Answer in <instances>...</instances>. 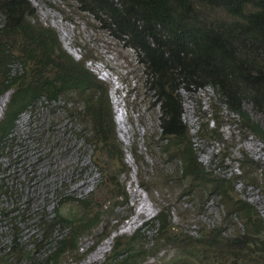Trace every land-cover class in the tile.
I'll return each mask as SVG.
<instances>
[{"label":"trees","instance_id":"16d2710c","mask_svg":"<svg viewBox=\"0 0 264 264\" xmlns=\"http://www.w3.org/2000/svg\"><path fill=\"white\" fill-rule=\"evenodd\" d=\"M74 1L80 12L94 16L112 36L134 49L144 67V84L160 109L156 152L166 158L175 156L179 162L175 179L158 176L154 182L174 188L179 181L188 183L170 203L157 200L143 180L145 158L131 145L139 186L158 210L132 233L115 236L101 264H142L147 256L155 259L149 264H264V219L248 200L234 195L237 183L264 192V169L241 150L237 173L221 175L202 164L182 117L181 97L182 91L193 95L209 87L215 101L237 121L242 135L250 133L264 144V126L259 123L264 120V0ZM91 58L69 54L56 30L38 20L29 0H0V97L9 94L0 115V198L12 203L19 198L18 190L4 181L3 171L6 164L15 162L14 149L24 139L35 140L46 156L48 151L62 153L57 148L60 135L73 136L81 162L75 160L72 165L74 160L65 149L57 155L65 173L71 174L78 164L82 169L86 156L97 165L92 155L98 153L116 166L115 174L99 173L95 186L82 196L68 191L69 183L63 180L55 184L53 205L39 213L37 238L30 246L17 240L11 221L15 218L0 207V222L9 223L7 233L11 234L6 237L9 243L0 248V264H58L73 249L79 248L80 255L86 252L78 241L84 232L101 225L96 239L94 234L97 244L116 229L119 216L110 202L111 197L126 194L116 185L127 166L115 131L108 85L87 67ZM25 113L29 119L21 127L18 120ZM218 119L213 109V124L198 128L195 134L221 139ZM40 122L42 130L33 131L32 126ZM145 139L146 153L153 156L147 134ZM63 155L67 156L61 159ZM54 157L49 159L55 166L58 159ZM102 184L108 192L107 203L99 202L94 211L91 198ZM212 202L222 207L223 215L204 225L199 217ZM187 215L196 223L193 232L183 223ZM168 248L173 249L172 255L158 257Z\"/></svg>","mask_w":264,"mask_h":264},{"label":"rangeland","instance_id":"374dc122","mask_svg":"<svg viewBox=\"0 0 264 264\" xmlns=\"http://www.w3.org/2000/svg\"><path fill=\"white\" fill-rule=\"evenodd\" d=\"M29 1L35 7L38 20L56 30L62 47L69 54L74 58H79L83 54L93 57L92 61L88 62L89 68L108 85V98L112 108L116 135L122 143L123 161L127 166L124 174L119 175L116 185L119 190L123 189L126 194L111 197L110 202L117 208L113 213L119 216V220L116 223V229L111 230L109 235L102 238L97 244H94V234L96 239L97 229H100L101 225L92 228L91 231L84 232L78 241L81 250L86 252L80 255L79 248L78 250L73 249L71 255L62 256L58 263L101 264L115 235L132 233L144 221L153 217L158 210L146 191L139 186L136 175L137 169L130 154V147L133 142H135L133 145H135L138 153L145 158L146 165L142 171L143 180L147 181V184L149 183L157 200L170 203L177 196V193L182 191L183 187L188 188V183L185 180L179 181L178 188H174L171 184L164 186L166 183L162 181H159L160 184L154 182L158 176L175 179L178 175L179 162L175 156L166 158L167 156L164 154L156 152L155 142L160 131V109L156 104L155 95L144 84V67L139 63L135 50L123 40L112 36L103 27L102 22L95 19L94 16L80 12L74 0ZM212 95L209 87L199 89L193 95L185 91L181 92L183 120L190 128L193 136L192 142L198 147V157L201 163L208 165L209 168L221 175L237 173L238 162L236 159L240 156L241 150L256 160L261 169H264L263 142L250 133L242 135L243 132L237 121L232 120L233 116L228 114L224 105L215 101ZM7 97L8 93L0 97V115ZM213 109L219 118L218 133L221 134V139L195 134L198 128L204 129L206 125L210 127L213 124L211 120ZM27 119L26 114L21 115L18 124L21 127L25 126L28 122ZM259 123L264 126L263 119H259ZM38 125H42V123L33 125V131L36 127L37 130H42ZM73 126L77 129L80 127L76 123H73ZM146 134L149 147L151 145L154 153L153 156L146 153L144 146ZM60 137L57 148L62 153L57 155L64 154L66 149L68 156L74 160L72 165L75 164V160L81 162V153L77 156L76 152L78 151L76 147L78 142L74 140L73 136L60 135ZM34 141L29 138L20 141V145L14 149L16 152L13 157L15 162L6 164V169L3 171L4 181L13 189L18 190L19 198L13 203L9 199L0 198V207L8 212L9 217L15 218L11 221L16 226L17 240L19 237V241L27 246H30L37 238L35 224L39 213L41 210L48 212L53 205L55 194H52V191L55 184H59L63 180L64 184L69 183L66 186L68 191L82 196L95 186L99 173L101 174L103 171L105 175L115 174L114 168L116 167L103 153H98L92 155L97 165L93 166L94 162H91L89 156H86L82 160L84 163L82 169L78 164L75 170L71 171V174L65 173L58 156L50 151L44 156L47 151H40L42 147ZM80 146L83 147L81 142ZM53 151L58 153L56 150ZM53 156L58 159L55 166L50 164L51 159L49 158ZM64 156L67 155L61 156V159ZM105 181L106 177L101 183ZM243 185V183H237L240 195L236 191L235 197H243L248 200L264 219V192L250 185ZM101 186L91 198L90 207L94 211L99 208V202L107 203L108 192L104 184ZM163 197L166 199L163 200ZM178 202L183 206L186 205L185 202H181L180 198H178ZM222 212V207H218L217 202H212L207 207L206 213L199 217V220L204 225L209 221H219L223 215ZM173 219L177 220L175 216ZM183 223L192 232L196 229V223L190 215H187ZM8 225L7 221L0 222V248L9 243L6 239L11 235L7 233V229H10L7 228ZM234 227L237 228L238 223L234 222ZM173 252V249H164L160 251L158 257L161 255L169 257ZM78 255L81 257L75 259V256ZM154 260V257L147 256L142 264H149Z\"/></svg>","mask_w":264,"mask_h":264},{"label":"clouds","instance_id":"9594fccd","mask_svg":"<svg viewBox=\"0 0 264 264\" xmlns=\"http://www.w3.org/2000/svg\"><path fill=\"white\" fill-rule=\"evenodd\" d=\"M80 57H81V56H80ZM90 61H92V58L86 62V65H87L88 68H89V66H88V62H90ZM89 69H90V68H89ZM90 70H91V69H90ZM91 71H92V70H91ZM92 73H93V71H92ZM93 74H94V73H93ZM94 75H95V74H94ZM95 76H96V75H95ZM96 77H97V76H96ZM97 78H98V77H97ZM98 79H100V78H98ZM100 80H101V79H100ZM101 81H102V80H101ZM103 82H104V81H103ZM105 83H106V82H105ZM106 84H107V83H106ZM8 95H9V94H8ZM6 100H7V99H6ZM109 101H110V100H109ZM5 102H6V101H5ZM4 104H5V103H4ZM110 105H111V104H110ZM3 107H4V105H3ZM111 109H112V108H111ZM1 113H2V112H1ZM25 114L28 116V119H29V113H25ZM22 115H24V114H22ZM182 115H183V113H182ZM112 116H113V114H112ZM182 117H183V116H182ZM28 119H27V120H28ZM115 131H116V130H115ZM134 143H135V142H133L132 145H133ZM120 234H121V233H120ZM117 235H119V234H117ZM117 235H115V236H117ZM113 239H114V238H113ZM112 242H113V240H112ZM111 245H112V243H111ZM111 245H110V247H111ZM109 250H110V248H109ZM109 250H108V251H109ZM108 251H106V253H107ZM106 253H105V254H106ZM105 254H104V255H105Z\"/></svg>","mask_w":264,"mask_h":264},{"label":"bare ground","instance_id":"6f19581e","mask_svg":"<svg viewBox=\"0 0 264 264\" xmlns=\"http://www.w3.org/2000/svg\"><path fill=\"white\" fill-rule=\"evenodd\" d=\"M121 121V120H120Z\"/></svg>","mask_w":264,"mask_h":264}]
</instances>
